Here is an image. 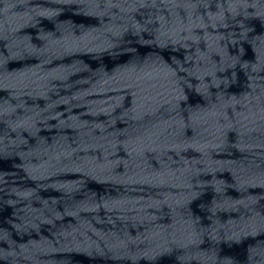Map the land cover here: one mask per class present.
I'll list each match as a JSON object with an SVG mask.
<instances>
[{
  "label": "water",
  "instance_id": "95a60500",
  "mask_svg": "<svg viewBox=\"0 0 264 264\" xmlns=\"http://www.w3.org/2000/svg\"><path fill=\"white\" fill-rule=\"evenodd\" d=\"M151 1L0 0V91Z\"/></svg>",
  "mask_w": 264,
  "mask_h": 264
},
{
  "label": "clouds",
  "instance_id": "9594fccd",
  "mask_svg": "<svg viewBox=\"0 0 264 264\" xmlns=\"http://www.w3.org/2000/svg\"><path fill=\"white\" fill-rule=\"evenodd\" d=\"M238 2L241 7H252V5L247 4V0H238ZM67 6L77 7L78 5L76 0H68ZM179 82L177 70L153 65L150 67H137L126 72L122 77V83L114 85V87L123 89L131 97L132 111L130 118L136 119L137 124H140L142 123L140 114H146V109L156 98L157 94L168 86H178ZM156 142L153 135H146L143 138L142 146L133 153V160L143 164L148 159L149 149ZM155 155V153L152 154L153 159ZM160 159L168 163L166 156H161ZM96 211L98 212L99 208Z\"/></svg>",
  "mask_w": 264,
  "mask_h": 264
}]
</instances>
